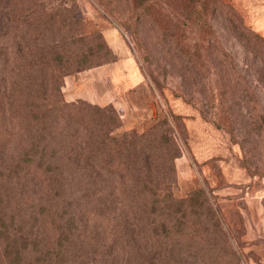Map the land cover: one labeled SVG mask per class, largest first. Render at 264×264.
I'll use <instances>...</instances> for the list:
<instances>
[{"label": "rangeland", "instance_id": "obj_1", "mask_svg": "<svg viewBox=\"0 0 264 264\" xmlns=\"http://www.w3.org/2000/svg\"><path fill=\"white\" fill-rule=\"evenodd\" d=\"M97 1L125 34L127 51L160 111L137 130L123 124L112 103L84 100L87 105L73 106L68 114L61 107L64 128L55 111L41 141L34 121L28 128L29 117L16 109L18 91L6 98L0 89V264H34L58 235L59 260L45 258L54 264L144 261L134 251L124 252L129 242L119 235L124 229L139 244L147 237L145 249L154 258L149 264H235L220 230L239 264H264V38L232 0H0V70L7 80L19 78L17 68L29 67L13 63L35 54L44 63L31 66L27 81L36 86L48 71L68 66L58 92L64 102H77L66 97L67 78L119 57L97 24L85 22L84 6ZM28 7L33 9L28 22L11 29V9L24 16ZM45 88L54 99L48 85L38 90ZM173 98L192 105L228 149L217 146L216 156L197 157L183 116L173 112ZM92 106L111 108L103 111L99 126ZM231 154L240 172L229 167ZM197 190L203 195L187 200ZM164 193L185 201L152 202ZM181 209L192 212L191 221L182 217L183 225H193L201 241L188 246L186 240L150 238L148 218L169 224ZM74 227L79 234L71 242ZM204 240L223 250L218 262L216 252H202ZM80 245L87 258L72 261L70 249Z\"/></svg>", "mask_w": 264, "mask_h": 264}, {"label": "crops", "instance_id": "obj_2", "mask_svg": "<svg viewBox=\"0 0 264 264\" xmlns=\"http://www.w3.org/2000/svg\"><path fill=\"white\" fill-rule=\"evenodd\" d=\"M232 1L243 11V16L253 29L264 38V0ZM84 7L89 11L85 16V22L97 24L96 28L101 29L108 45L119 57L116 61L98 66L94 70L84 71L77 77L67 78L65 84L67 99L70 101L82 99L101 106L112 103L119 111L125 126L137 130L149 126L160 109L154 104L152 87L144 80L135 60L127 51L123 42L125 34L116 25V21L109 17V11L98 1ZM91 88L95 90L94 93ZM171 103L173 112L183 116L191 132L192 149L197 157L205 160L217 155V146L221 148L222 145L225 149L226 144L221 143L215 128L207 124L192 105L181 98H173ZM204 129L208 134L203 132ZM203 133L206 138L202 140L200 136ZM233 155L231 154L229 167L240 172L241 169L234 162Z\"/></svg>", "mask_w": 264, "mask_h": 264}, {"label": "trees", "instance_id": "obj_3", "mask_svg": "<svg viewBox=\"0 0 264 264\" xmlns=\"http://www.w3.org/2000/svg\"><path fill=\"white\" fill-rule=\"evenodd\" d=\"M48 6V7H47ZM46 7L51 9V7L54 8H58L63 10L64 7H62V5L60 6H55L52 4L47 5ZM26 15L22 16L19 12L17 13V11L15 12V10H13V8L11 9V17L13 19V23L11 25V29L17 30L21 25H24L28 22V15H30L31 13H33V9H31L30 7L26 8L25 10ZM49 22V20H47ZM16 52L19 53L20 51V45H16ZM35 54H33L32 56H28L25 55L24 59L22 61H17L16 64L13 63V66H29L28 68L24 69V70H20L18 69V75L20 74L19 78L17 77L16 80H7L8 77V73L6 71H4V68L0 70V89H2V93L5 95V97H9L10 95L14 94L16 91H18V94L20 96V100L18 103V107L16 106V109L18 112H22L24 113L26 116H28V119H24V124L30 128V122L34 121L35 125H37L38 128H36L37 134L39 135L38 138H40V140H44V137L47 136L49 134V127L50 125L53 124V114L55 111L59 112V116H61V123L62 126L61 128L65 127L66 121L63 116V111H62V106L67 107L64 109V112H66V114L69 113V110L71 108H73V106H77L78 104H84V100L83 102H79L78 100H76L77 102L71 103V102H64L61 97L59 96V92H58V87H59V83H60V79L61 77L68 73V66H64V68H58L57 70L54 71V68L52 71H44V75L45 73L48 71V77H46V79H44L43 77L41 78L40 82L36 84V86H34L35 84V80L34 82H28L27 81V77H31L30 76V69L31 66H38L37 64H43L44 63V58L40 57L37 58V56H34ZM42 56V55H41ZM57 56V55H56ZM15 62V61H14ZM3 65V64H2ZM50 65V64H49ZM54 67V66H53ZM61 67V66H58ZM21 73H23L24 75L26 73H28L27 75H23V77H21ZM31 81L32 78H30ZM30 81V80H29ZM47 86L50 90V93L53 94L54 99H50L49 98V94L47 92V88H45L42 91L38 90L39 86ZM58 106V107H57ZM91 106V105H90ZM92 109L94 111V114L96 115V120H97V125L99 126V123L101 124V114L103 113L104 110H108L111 109L110 107H98V106H92ZM119 119V118H117ZM119 121V120H118ZM96 125V126H97ZM119 125V123L115 124V127H117ZM103 126V124H102ZM108 132L107 131L105 133L106 136H108ZM125 135H128L130 137V132L125 133ZM133 135V134H132ZM146 134L143 133L140 136H138V138H142L144 137ZM112 139V137H110ZM34 139V138H31ZM38 140V139H37ZM39 141V140H38ZM116 144V143H115ZM131 144V143H130ZM132 146V145H131ZM73 147L70 146V150L71 151H67L68 154H73L72 151ZM111 148H109L110 150ZM91 151V150H90ZM120 150L116 151V154L119 152ZM92 152V151H91ZM120 156H121V152H119ZM118 156V157H120ZM77 158V157H76ZM122 158V157H121ZM120 158H119V162H120ZM77 167V171H80L79 165L76 164ZM82 174V172L80 173ZM166 183H164V187L166 189ZM201 194L203 195L202 191L197 190L193 193H191L188 197L187 200L193 201V198L198 197V195ZM168 194L164 193L162 195V197L160 198L161 200L154 198L152 200L153 203H156L157 205H160V203L162 204L164 201L168 202V203H176L179 205H182L183 202L185 201L184 199L182 200H175L170 198H167ZM168 199V200H167ZM100 206H102V203H98ZM87 208V207H86ZM91 209H85V213L86 214H90ZM98 212H96V214L94 216H92L94 219H99V215H100V210H97ZM84 212V210H83ZM88 212V213H87ZM191 212V211H190ZM192 213V212H191ZM191 213L189 214H185V209H181L180 210V214L178 213V211H176V215L174 218L173 222H170L169 224H167V219L165 218H160L162 221L158 222V221H154L153 219L148 218V224L150 226L149 228V232L150 235H152L150 238L152 237H159V238H163L165 241L166 239L168 241H177L179 239L181 240H186V243L188 244V246H191L192 244L197 243V241H201L199 239V237L196 235L197 231L196 229L193 227V225L190 226H186L184 228V223L182 220V217H186L190 220V216ZM164 215V214H163ZM165 216V215H164ZM167 216H169L167 214ZM176 217H180V220ZM81 218V216H80ZM87 218V216H86ZM191 221V220H190ZM217 221V220H216ZM72 224L74 225V221L71 219ZM75 231L71 232V242H73L74 240V236H75V232L77 230V227H74ZM128 229H124L122 230L119 235H122L123 237H125V239L128 242L127 247L126 245L124 246V252L127 254V256H129V252L134 251V253H137V255L141 258H144V261L139 262L138 264H149V260L154 259L153 257H150L149 254H147L146 252V245H147V237L145 239V243L139 244L140 242L137 241V237L129 234ZM205 235L209 233L208 230H204ZM77 233V232H76ZM221 235L224 237V242H226V252L231 256V259L234 260L235 264H239L238 261V257L235 253V251L233 250L231 244L227 243L226 240V234L223 230H220ZM79 234V233H77ZM84 234V232H83ZM115 234V232L113 233ZM163 241H161L163 243ZM159 246H161V244H158ZM81 245L76 248L73 247L72 249H70V253H71V257H72V261L76 260L77 258L81 259V260H85L87 257H83V251H80ZM201 248H202V252L203 251H208V249L211 252H216V256L213 260L214 263L218 262L219 258H220V252L223 251L218 245L216 244H206V240H204V242L201 243ZM68 251V250H67ZM62 252V245L60 243V235L57 236L56 241L54 243L53 246H50V248L46 249L43 253H41L38 257H37V261L34 264H54V261H47L45 260V258L47 257H52L53 260H59L60 257V253ZM82 252V253H81ZM149 257V258H148ZM85 258V259H84ZM146 258V259H145ZM124 262H128L127 260H125ZM132 262V261H131ZM94 264V262L92 263ZM152 264H154L152 262ZM167 264H172V263H167Z\"/></svg>", "mask_w": 264, "mask_h": 264}]
</instances>
